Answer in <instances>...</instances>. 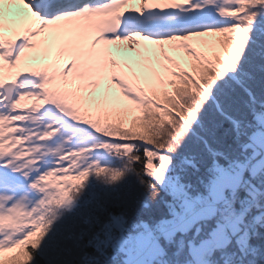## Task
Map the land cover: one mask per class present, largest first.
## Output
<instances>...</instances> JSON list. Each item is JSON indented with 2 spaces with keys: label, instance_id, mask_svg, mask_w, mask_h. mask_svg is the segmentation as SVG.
<instances>
[{
  "label": "snow or ice",
  "instance_id": "snow-or-ice-1",
  "mask_svg": "<svg viewBox=\"0 0 264 264\" xmlns=\"http://www.w3.org/2000/svg\"><path fill=\"white\" fill-rule=\"evenodd\" d=\"M224 122L242 159L207 142ZM189 136L228 161L198 198L209 219L245 172L264 194V0H0V264H47L52 210L108 171L92 153L142 151L162 181Z\"/></svg>",
  "mask_w": 264,
  "mask_h": 264
},
{
  "label": "trees",
  "instance_id": "trees-1",
  "mask_svg": "<svg viewBox=\"0 0 264 264\" xmlns=\"http://www.w3.org/2000/svg\"><path fill=\"white\" fill-rule=\"evenodd\" d=\"M206 135L214 151L242 159L243 153H240L229 123L210 129ZM136 154L141 157L139 161L115 153L111 161L101 162L99 166L108 171L100 176H89L81 193L73 194L72 209L52 210L51 216L58 217L54 231L56 244L47 254V264H125L123 249L116 250L111 243L98 246V240L105 239L111 218L122 219L120 235L123 239L144 227L155 229L160 221L171 218L179 201L145 173L142 151L133 155ZM168 155L171 173L177 177L189 199L207 194L206 185L215 174L212 170L214 160L220 164L228 163L222 156L211 155L205 145L192 136L184 140L176 153ZM114 171L122 175L112 181ZM237 193L235 204L240 208L243 207L240 200L246 193L242 188H238ZM259 199L264 201V194H260ZM253 212L254 208L241 215V228L230 236L225 246L208 254L209 264H264V225L253 220ZM218 220L219 213L216 212L211 219L199 220L185 231L176 229L168 237H158L163 246V260L168 264H187L192 259L189 243L208 238ZM244 221L247 226L241 225ZM112 235L117 237V232ZM41 264L45 262L41 261Z\"/></svg>",
  "mask_w": 264,
  "mask_h": 264
},
{
  "label": "rangeland",
  "instance_id": "rangeland-1",
  "mask_svg": "<svg viewBox=\"0 0 264 264\" xmlns=\"http://www.w3.org/2000/svg\"><path fill=\"white\" fill-rule=\"evenodd\" d=\"M115 151L108 149H100L96 152L92 153L90 158L95 160L100 164L101 162H108L115 158ZM235 171L239 172L240 169L237 167ZM146 173V172H145ZM248 174L244 173L241 178V183H243V179L247 177ZM150 177V176H149ZM153 178L162 189L166 190L172 197L179 201L178 209L183 210V212L188 211V204H193L198 197H194L189 199L184 189L178 183L177 177L171 173V164L166 168L165 175L162 181H158L155 177ZM240 188V187H238ZM228 192H231V189L225 190V197ZM74 206V202L69 205H65L61 207L62 209H72ZM208 214L203 209L199 210L197 213L190 218H186L184 213L180 217V224L177 222H173V218L166 220V223H171L174 226L172 232L165 234L166 237L173 234L176 229L180 231H185L189 227H191L195 222L207 219ZM252 218L255 222H262L264 225V209L257 211L254 209L252 214ZM219 221V220H218ZM218 221L215 223V226L210 230L209 237L206 239L198 240L196 242L191 241L189 243V252L191 254L192 259L189 260L187 264H209V256L204 255L206 250H210V253H213L215 248L223 247L230 240V236L238 231L241 226L237 222H233L229 224L227 227L226 224H220ZM160 223L158 226H161ZM117 232V237H113L112 233ZM122 231V219L113 217L111 221L108 223V228L105 231L104 237L105 239L98 240L99 244L107 245L112 244V246L118 250L123 249L124 257L123 262L125 264H168L165 260H163V246L161 244L160 239L156 238V235L151 233H144L139 231L135 234V243H136V251L133 248H127L124 246V239L121 237L120 233ZM214 231L218 234H214ZM112 232V233H111ZM159 230L157 229V233ZM96 242V239H95ZM145 253L146 257H141V254Z\"/></svg>",
  "mask_w": 264,
  "mask_h": 264
},
{
  "label": "clouds",
  "instance_id": "clouds-1",
  "mask_svg": "<svg viewBox=\"0 0 264 264\" xmlns=\"http://www.w3.org/2000/svg\"><path fill=\"white\" fill-rule=\"evenodd\" d=\"M255 181L257 182L258 185L264 186V174H258L255 177ZM239 187L242 188L246 192L252 193V195L248 198L250 201L260 198V193L253 192L252 189H250L248 187V185L245 184L244 182L240 183ZM206 191L208 193V188H206ZM243 206L247 207V203H245ZM215 209H216V212L219 213V221H218V223L226 224L229 221L233 220V217H234V214H235V210H234V208H233V206H232L230 201L229 202L221 201V202L217 203L215 205Z\"/></svg>",
  "mask_w": 264,
  "mask_h": 264
},
{
  "label": "built area",
  "instance_id": "built-area-1",
  "mask_svg": "<svg viewBox=\"0 0 264 264\" xmlns=\"http://www.w3.org/2000/svg\"><path fill=\"white\" fill-rule=\"evenodd\" d=\"M203 198H204V196H202L199 200H202ZM229 199H232V196H231ZM200 208H202V206H201V204L198 202V203H196V204L192 207V212H195V211H197V210L200 209ZM233 208H234V210H235V214H234L233 220H231V221H234V220L237 218L238 214H239L238 210L234 207V204H233ZM243 213H248V210H246V208H244V209H243ZM178 218H179V214H176V215L173 217V222H177V223H178ZM244 224H246V223H244ZM160 227H162L164 230H170V229L172 228V225H171V224H166V225L161 224ZM146 232H149V229H147ZM126 244H127L128 246H132V247H134V239H133V236H130V237L127 239ZM141 256H143V254H141Z\"/></svg>",
  "mask_w": 264,
  "mask_h": 264
}]
</instances>
